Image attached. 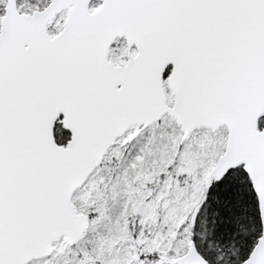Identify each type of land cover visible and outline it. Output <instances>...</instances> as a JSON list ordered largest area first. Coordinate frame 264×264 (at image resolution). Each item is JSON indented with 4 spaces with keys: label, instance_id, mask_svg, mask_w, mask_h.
Masks as SVG:
<instances>
[{
    "label": "snow or ice",
    "instance_id": "1",
    "mask_svg": "<svg viewBox=\"0 0 264 264\" xmlns=\"http://www.w3.org/2000/svg\"><path fill=\"white\" fill-rule=\"evenodd\" d=\"M0 264H264V0H0Z\"/></svg>",
    "mask_w": 264,
    "mask_h": 264
}]
</instances>
